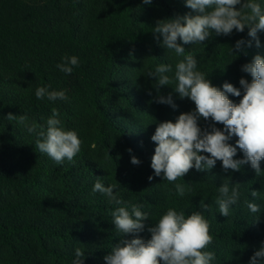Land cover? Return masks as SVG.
I'll return each mask as SVG.
<instances>
[{
    "label": "trees",
    "instance_id": "obj_1",
    "mask_svg": "<svg viewBox=\"0 0 264 264\" xmlns=\"http://www.w3.org/2000/svg\"><path fill=\"white\" fill-rule=\"evenodd\" d=\"M258 2L264 7V0ZM187 13L195 15L184 0H0V264H72L76 248L85 252L84 264H106L104 257L123 237L112 222L115 206L92 192L98 177L105 186L116 185L126 204L142 205L148 213L139 234L145 240L147 228L173 208L186 217L200 211L208 220L213 243L206 250L216 256L211 264H249L264 244V199L251 196L252 190L264 196V161L259 176L250 165L226 173L217 161L213 169L193 168L173 183L151 168L157 125L175 122L195 107L173 91L175 82L157 92L155 79L147 76L160 64H171L173 75L183 59L152 30L157 20ZM258 35L261 47L245 46L247 55L231 50L236 41L250 39L247 29L230 36L213 33L203 44L184 45L185 54L194 55L214 86L240 87L241 77L251 80L242 65L264 56V32ZM65 56L79 58L71 74L57 68ZM45 86L65 91L68 100L37 99L36 88ZM169 94L175 109L156 102ZM229 99L240 98L229 94ZM53 108L64 129L76 131L82 141L75 163L55 164L35 147L34 134L6 118L26 114L29 122L45 125ZM199 123L210 130V120ZM132 156L141 163L133 165ZM242 158L238 149L235 159ZM177 183L185 185L183 197ZM224 183L230 188L239 183L240 197L228 217L215 202ZM201 200L209 210L200 207ZM247 202L260 211L251 213Z\"/></svg>",
    "mask_w": 264,
    "mask_h": 264
},
{
    "label": "clouds",
    "instance_id": "obj_2",
    "mask_svg": "<svg viewBox=\"0 0 264 264\" xmlns=\"http://www.w3.org/2000/svg\"><path fill=\"white\" fill-rule=\"evenodd\" d=\"M151 4L152 0H143ZM185 6L195 13L157 20L153 27L154 36L162 37V46L172 50L177 57H183L173 67L171 64H160L147 76L155 79L157 92L163 86L175 82L172 88L181 99L187 98L195 105L194 109L181 113L175 122L164 121L157 125L151 140L156 144L151 158V168L156 177H163L170 183L186 176L190 170L208 171L215 167L217 161L222 164L224 172L241 171L244 165H250L256 176L261 173V162L264 161V56L255 55L251 62L245 63L241 71L250 75L251 80L241 77L240 87L225 82L216 87L202 71L198 70V62L193 54H185L184 45L203 44L210 36H230L233 30H248L249 40L236 41L231 50L235 56L244 52L245 46L261 47L259 33L264 32V7L258 0H184ZM77 56H65L57 68L65 74H71L78 66ZM151 94V93H149ZM229 94L238 97L239 102L229 99ZM37 99L45 97L49 101H67L63 90L50 91L47 86L37 87ZM156 102L177 105L172 95H158ZM60 113L52 109V115L42 125L36 121L29 122L25 115L8 113L9 121H16L25 127L28 133L37 139L35 147L46 154L57 165L65 160L75 163L80 153L82 141L74 130H65ZM211 121L210 130L202 128L200 121ZM223 125V129L216 125ZM236 137L235 145L229 141ZM243 153L242 159H235L237 150ZM131 153V149H128ZM202 153H207L203 155ZM131 163L139 165L141 161L132 156ZM149 181L153 176L148 177ZM239 183L229 187L222 184L216 199L220 215L228 217L230 208L240 197ZM116 185L105 186L98 177L92 192L104 195L109 204L114 205L111 211L112 222L122 237L104 257L106 264H211L216 259L215 253L207 251L213 243L210 224L200 211L185 216L183 211L177 212L169 208L157 223L147 228L150 239L139 236L145 230L148 213L141 210L142 205H128L123 201ZM176 193L183 197L185 185L175 184ZM253 198L264 199L259 191L252 190ZM200 207L207 211L209 205L203 200ZM251 213H258L260 207L256 203L247 202ZM259 221V217L255 222ZM254 222V223H255ZM131 236V239L125 238ZM72 264H84L85 252L76 248ZM249 264H264V244L254 252Z\"/></svg>",
    "mask_w": 264,
    "mask_h": 264
},
{
    "label": "rangeland",
    "instance_id": "obj_3",
    "mask_svg": "<svg viewBox=\"0 0 264 264\" xmlns=\"http://www.w3.org/2000/svg\"><path fill=\"white\" fill-rule=\"evenodd\" d=\"M191 110H193V106L189 107L185 112H189Z\"/></svg>",
    "mask_w": 264,
    "mask_h": 264
}]
</instances>
